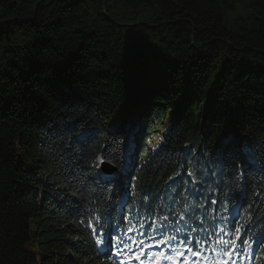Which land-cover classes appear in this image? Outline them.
Listing matches in <instances>:
<instances>
[{"label": "trees", "instance_id": "obj_1", "mask_svg": "<svg viewBox=\"0 0 264 264\" xmlns=\"http://www.w3.org/2000/svg\"><path fill=\"white\" fill-rule=\"evenodd\" d=\"M128 220L264 264V0H0V264H114Z\"/></svg>", "mask_w": 264, "mask_h": 264}, {"label": "snow or ice", "instance_id": "obj_2", "mask_svg": "<svg viewBox=\"0 0 264 264\" xmlns=\"http://www.w3.org/2000/svg\"><path fill=\"white\" fill-rule=\"evenodd\" d=\"M188 175L192 176L193 173L189 172ZM213 202L215 203V201ZM164 219L166 220L167 217H164ZM181 219H183V217H181ZM127 223L131 225L130 220H128ZM140 226L145 227L143 221L140 222ZM147 227H154L155 231H159L162 226L153 221L148 224ZM134 228L135 226L131 225L127 229V233H132ZM136 230L138 231V229ZM177 231H179V229H177ZM239 231L240 229H235L236 233H239ZM93 233L97 237L95 243L96 245L101 246V250L105 245L110 248L117 249V251L111 253L112 255H118L119 251L122 250L120 248V244L124 242L118 237H110L108 233L103 230V228L99 230L93 228ZM222 233L225 235L229 234L226 232L225 228H220L219 232L215 233L217 236V240L215 241L216 247L211 248V251H213L216 254V257L219 258L215 261H208V259L203 256V252L209 238L205 237L203 240H197L195 238L185 236L184 239L178 241L179 245L182 247H176L174 244L176 237L165 235L164 233H161V239L158 240L155 245L141 247L140 252L132 258L137 260L138 264H200L201 260H205L206 264H236L237 258L241 255L237 242H239L240 246L247 242L243 241L239 235H236L234 239H224L221 235ZM105 237H108V239L106 240ZM151 238L155 239V237ZM131 243L140 245L144 244L143 241L134 240L131 241ZM125 247H127L129 251H132L130 244L125 243ZM164 247H167V251L160 250ZM152 248L157 249V251H150ZM121 264H124V262L122 261Z\"/></svg>", "mask_w": 264, "mask_h": 264}, {"label": "rangeland", "instance_id": "obj_3", "mask_svg": "<svg viewBox=\"0 0 264 264\" xmlns=\"http://www.w3.org/2000/svg\"><path fill=\"white\" fill-rule=\"evenodd\" d=\"M132 120L130 121V123L127 125V127H126V129L128 130V132H129V134H130V136H131V139H132V134H133V132L138 128V126H137V122H136V120H135V118L132 116V118H131ZM162 138V136H159V132H157L156 133V136L154 137V136H151L150 138H151V140H149L148 141V148L150 149V150H152L153 152H156L157 151V145L156 144H158V142H159V140ZM125 238V241H123L124 242V244L123 245H125V243H127V244H130V246H131V248L134 246V244H132L131 243V241H137V237H135V236H128V237H126V236H124L123 237V239ZM122 239V240H123ZM122 244V243H121ZM136 246H140V244H136ZM135 246V247H136ZM103 248H105V250H107L108 248H110V247H108L107 245H105ZM160 250H164V251H167V248H162V249H160ZM155 251H157V249H155ZM113 256V255H112ZM114 259V258H113ZM114 261L116 262V264H119L117 261H116V259H114ZM201 262V264H206V262L205 261H200ZM236 264H245V259H242V260H240V262H237Z\"/></svg>", "mask_w": 264, "mask_h": 264}, {"label": "water", "instance_id": "obj_4", "mask_svg": "<svg viewBox=\"0 0 264 264\" xmlns=\"http://www.w3.org/2000/svg\"><path fill=\"white\" fill-rule=\"evenodd\" d=\"M100 170L103 175H111L114 173L113 169L105 163L100 164Z\"/></svg>", "mask_w": 264, "mask_h": 264}]
</instances>
